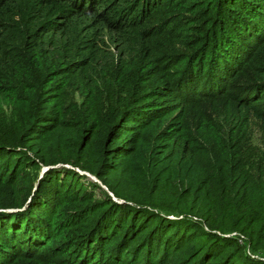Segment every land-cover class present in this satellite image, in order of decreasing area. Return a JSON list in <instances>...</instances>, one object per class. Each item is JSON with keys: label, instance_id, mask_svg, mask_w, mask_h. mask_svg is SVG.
I'll list each match as a JSON object with an SVG mask.
<instances>
[{"label": "trees", "instance_id": "trees-1", "mask_svg": "<svg viewBox=\"0 0 264 264\" xmlns=\"http://www.w3.org/2000/svg\"><path fill=\"white\" fill-rule=\"evenodd\" d=\"M261 252L264 0H0V264Z\"/></svg>", "mask_w": 264, "mask_h": 264}, {"label": "rangeland", "instance_id": "rangeland-1", "mask_svg": "<svg viewBox=\"0 0 264 264\" xmlns=\"http://www.w3.org/2000/svg\"><path fill=\"white\" fill-rule=\"evenodd\" d=\"M257 131H258V129H255V128H251V131L250 132H253L254 134L255 133H257ZM256 135V137H259V135L258 134H255ZM75 170H78V169H75ZM81 174L83 173V172H81L80 170H78ZM86 176L88 177V179L89 180H91V181H93V182H95L96 183V185H98L102 190H100V189H98V187H95L94 188V191L96 192V194H97V196L99 197V196H102V195H104L103 193H107V194H109L110 196H111V194L102 186V184L100 183V181L99 180H97L95 177H93V176H91V175H87L86 174ZM88 183V182H87ZM253 188V197L254 196H256L257 194H259V189H256L255 188V186H253L252 187ZM112 197V196H111ZM113 198V197H112ZM227 235H229V236H237V243H238V245L240 246V247H242V249H243V251L245 252V253H247V254H249V255H251V256H255V255H257V254H255V252L253 253L252 252V250L249 248V246H248V243H247V240L245 239V236L244 235H241V234H239V232H237V231H233V232H229ZM239 235H241L243 238L241 239V236H239ZM247 237V236H246ZM258 255H260V256H263L264 254L261 252L260 254H258Z\"/></svg>", "mask_w": 264, "mask_h": 264}, {"label": "clouds", "instance_id": "clouds-1", "mask_svg": "<svg viewBox=\"0 0 264 264\" xmlns=\"http://www.w3.org/2000/svg\"><path fill=\"white\" fill-rule=\"evenodd\" d=\"M87 174V173H86ZM88 175V174H87Z\"/></svg>", "mask_w": 264, "mask_h": 264}]
</instances>
